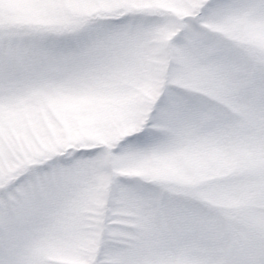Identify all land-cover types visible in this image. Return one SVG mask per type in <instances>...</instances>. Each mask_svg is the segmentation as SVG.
Segmentation results:
<instances>
[{
	"label": "snow or ice",
	"instance_id": "6c2138e0",
	"mask_svg": "<svg viewBox=\"0 0 264 264\" xmlns=\"http://www.w3.org/2000/svg\"><path fill=\"white\" fill-rule=\"evenodd\" d=\"M0 264H264V0H0Z\"/></svg>",
	"mask_w": 264,
	"mask_h": 264
}]
</instances>
